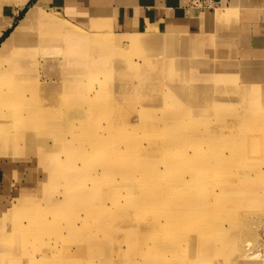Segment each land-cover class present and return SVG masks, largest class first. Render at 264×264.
<instances>
[{"label":"rangeland","instance_id":"rangeland-1","mask_svg":"<svg viewBox=\"0 0 264 264\" xmlns=\"http://www.w3.org/2000/svg\"><path fill=\"white\" fill-rule=\"evenodd\" d=\"M37 13L0 49L18 43L42 120L32 135L12 133L8 150L0 138L17 189L0 219V252L12 246L5 261L264 264V58H186L163 44L110 42L45 13L78 32L58 29ZM166 190L164 205L181 208L169 220L152 211L162 203L153 192ZM148 200L136 218L123 210ZM38 214L46 231L30 226Z\"/></svg>","mask_w":264,"mask_h":264},{"label":"crops","instance_id":"crops-1","mask_svg":"<svg viewBox=\"0 0 264 264\" xmlns=\"http://www.w3.org/2000/svg\"><path fill=\"white\" fill-rule=\"evenodd\" d=\"M217 2L201 11L189 8V0H0V49L32 11L41 13L37 21L72 27L44 15L50 11L110 42L163 44L186 58H264V0ZM15 171L0 159V219L17 193Z\"/></svg>","mask_w":264,"mask_h":264},{"label":"bare ground","instance_id":"bare-ground-1","mask_svg":"<svg viewBox=\"0 0 264 264\" xmlns=\"http://www.w3.org/2000/svg\"><path fill=\"white\" fill-rule=\"evenodd\" d=\"M36 11H32L25 19V21L22 23L24 28L27 27H31L36 20H32L34 19L33 17H35L34 13ZM39 14L38 16L40 17L41 13H37ZM37 16V18H38ZM50 17V16H49ZM36 18V17H35ZM21 24V25H22ZM34 27V26H33ZM70 34H73L74 31H69ZM76 40L82 42V40H86V39H82L80 36L78 38L73 37ZM22 40V39H21ZM20 40V41H21ZM12 42L9 43L8 46V50L7 51H1L0 50V60L1 58H7L8 62L6 66L0 65V120L4 121L3 124L0 125V138H2V144L4 145V149L8 150L9 147L8 145V137L10 135H12V133H16L17 131V136L19 135V133H24L25 134H30V133H34L37 132L38 129L42 126V120L40 119V108L39 106L35 103L34 98L31 94V89L30 87L27 85L26 82V78H25V69L23 68L22 65V60H19L18 54L13 53L14 49L16 48V46H13L15 48H10ZM7 44V43H6ZM91 46V45H90ZM98 46H104L102 44H98ZM106 46V45H105ZM136 68V67H134ZM29 81V80H28ZM108 88V87H107ZM110 89V88H109ZM107 89V90H109ZM251 97V96H250ZM254 100V99H253ZM42 104V102H41ZM42 110V109H41ZM264 111V110H263ZM5 119V120H4ZM76 120V119H75ZM74 120V121H75ZM6 121V122H5ZM70 121V120H69ZM187 124V123H186ZM197 124V123H196ZM207 124V123H206ZM212 126V125H211ZM195 127V126H194ZM196 128V127H195ZM212 128V127H211ZM74 130V129H73ZM211 130V129H210ZM179 131V130H177ZM30 132V133H29ZM72 132V131H71ZM170 132V131H169ZM126 133V132H125ZM173 133V132H172ZM30 134V135H32ZM168 134V132H167ZM174 134V133H173ZM3 135V136H2ZM122 135V134H121ZM169 135V134H168ZM125 136V135H124ZM180 136V135H179ZM151 137V136H150ZM161 137V136H160ZM170 137V136H169ZM233 139V138H232ZM72 140V139H71ZM133 140V139H132ZM62 141V140H61ZM54 142V141H53ZM56 142V141H55ZM77 142V141H76ZM229 142V141H228ZM61 143V142H60ZM126 143V142H125ZM43 146V145H42ZM134 147V145H133ZM44 148V147H43ZM76 149V148H75ZM128 149V148H127ZM61 150V148L59 149ZM120 150V149H119ZM124 150V149H123ZM40 151V150H39ZM116 152V151H115ZM120 152V151H119ZM238 152V151H237ZM117 154V153H116ZM87 156V155H86ZM123 156V155H122ZM99 157V156H98ZM236 157V156H235ZM110 158V157H109ZM79 159V158H78ZM120 160V159H119ZM129 160V159H128ZM70 161V160H69ZM98 161V160H97ZM127 161V160H126ZM65 162V161H64ZM67 162V161H66ZM71 162V161H70ZM91 162V161H90ZM85 163V161H84ZM110 163V162H109ZM169 164L172 163L171 162H167ZM71 164V163H70ZM73 164V163H72ZM120 165V164H119ZM69 166V165H68ZM87 166V165H86ZM111 166V165H110ZM127 166V165H126ZM122 167V166H121ZM150 167V166H149ZM105 168V167H104ZM102 169V168H101ZM90 170V169H89ZM127 170V169H126ZM200 168L195 169L194 171L199 172ZM55 172V171H54ZM115 172V171H114ZM134 172V171H133ZM132 172V173H133ZM190 172V171H189ZM195 172V173H196ZM57 173V172H56ZM116 173V172H115ZM255 173V172H254ZM58 174V173H57ZM61 174V173H60ZM206 174V173H205ZM258 174V173H257ZM170 175V174H169ZM183 175V174H182ZM96 176V175H95ZM125 173H120L119 177H121L122 179H124ZM110 177V176H109ZM132 177V176H131ZM181 177V176H180ZM126 178V176H125ZM258 178V177H257ZM76 179V177H75ZM103 179V178H102ZM195 179V178H194ZM254 179V178H253ZM111 180V179H110ZM113 180V179H112ZM250 180V179H249ZM256 180V179H255ZM260 180V179H259ZM97 181V180H96ZM106 181V180H105ZM93 182V181H92ZM125 182V181H124ZM131 182V181H130ZM144 182V181H143ZM262 182V181H261ZM260 182V183H261ZM147 183V182H146ZM151 183V182H148ZM158 183V181H157ZM169 183V182H168ZM90 184V183H89ZM186 184V181H181L180 183L177 184V186H183ZM235 184V183H234ZM252 184V183H251ZM259 184V183H258ZM88 185V184H87ZM240 185V184H239ZM250 185V184H249ZM257 185V184H256ZM71 186V185H70ZM70 186L68 185L66 187V191L64 192V194L69 193L68 190H70ZM151 189V188H150ZM171 190V189H170ZM168 190H166L165 193H156L153 192L152 194V198L151 199H155L158 198L160 200V204L155 205L152 208V211L154 212L155 209L157 208H161L164 212V215H166V220L171 219V213L175 212V211H180L181 208L180 207H173V208H169L167 206L164 205L165 202L169 201V196L167 195ZM133 192V191H132ZM263 192V191H262ZM169 194V193H168ZM171 194V193H170ZM264 194V193H263ZM132 195V194H131ZM223 195V194H222ZM75 198V196H73ZM65 200L69 199V200H74L72 198H67L65 195ZM117 197H113L111 198L110 203L113 204L115 203ZM136 201V200H135ZM150 201H145L144 203H142L141 205H135L134 201L129 204L127 209L123 210H127L128 213H132L135 215H131L134 216V218H136V216H138V214H140V212L143 209H146L148 207H150ZM187 201V200H186ZM263 202V201H262ZM71 204V203H69ZM135 206H134V205ZM133 205V206H132ZM71 206V205H69ZM108 206V205H107ZM179 206V205H178ZM196 207V206H195ZM140 208L142 210H140ZM243 210V209H242ZM50 211V210H49ZM162 211V212H163ZM51 213L54 214L56 213V210L54 208H52ZM197 213V212H196ZM41 214H38L37 217L35 219H32L31 221H36L37 223H32L30 222V226H32L33 228H39L40 225H44V227H41L42 229H44V231L47 230V227H49V224L46 223L45 221L41 220L39 221ZM35 217V216H34ZM188 217V216H187ZM199 217V216H198ZM165 218V217H164ZM186 219V218H185ZM192 219V218H191ZM188 220V219H187ZM38 222H41L40 225ZM47 226V227H46ZM129 226H131V224H129ZM46 229V230H45ZM189 230V229H188ZM157 231L156 226L154 225V227L151 229L150 231V237H153V234L155 235V232ZM167 233V232H166ZM177 233V232H176ZM85 234V233H84ZM162 236V235H161ZM190 236V235H189ZM65 237V236H64ZM125 237V236H124ZM158 237V236H157ZM11 238V234L7 237H5L4 239L6 240H10ZM129 238V237H128ZM165 238V237H164ZM12 240V239H11ZM157 240V239H156ZM19 241V240H18ZM17 241V242H18ZM132 241V240H131ZM143 241V240H142ZM159 241V240H158ZM204 241V240H203ZM8 242V241H7ZM6 242V243H7ZM20 242V241H19ZM18 242V243H19ZM151 242V241H150ZM16 243V242H15ZM128 246H131V242L128 240ZM125 244V243H124ZM130 244V245H129ZM183 244V243H182ZM21 245V244H20ZM4 250L0 252V264H6L7 262L5 261V254L8 253L7 250H9L12 246H10V248L4 244ZM15 246V245H14ZM57 246V245H56ZM74 246V245H73ZM7 247V248H6ZM43 247V246H42ZM152 247V246H151ZM155 247V246H154ZM16 248V247H15ZM171 248V247H170ZM182 248V247H181ZM14 249V247H13ZM136 249V248H135ZM149 249V248H147ZM163 249V248H161ZM176 249V248H175ZM195 249V248H194ZM71 251V250H70ZM138 251V250H137ZM156 251V250H155ZM15 252V250H14ZM133 252V251H132ZM148 252V251H147ZM195 252V251H194ZM198 252V251H197ZM18 253V252H17ZM160 253V252H159ZM162 253V252H161ZM185 253V252H184ZM39 254V253H38ZM47 252H45L43 255H46ZM52 254V253H51ZM69 254V253H68ZM154 254V253H153ZM163 254V253H162ZM183 254V253H182ZM18 255V254H17ZM16 255V256H17ZM32 256H34V254H31ZM42 255V254H41ZM156 255V254H154ZM15 256V255H13ZM165 256V255H164ZM134 257V256H133ZM170 257V256H169ZM179 257V256H178ZM183 257V256H181ZM187 257V256H186ZM51 258V257H50ZM65 258V257H64ZM33 259V258H32ZM43 259V258H42ZM127 259H132V255H127L126 256V261ZM124 260V259H123ZM11 261V260H10ZM8 264V263H7ZM11 264V263H10ZM12 264H32L31 260H27L25 259H19L18 261L16 259H14V261L12 262ZM33 264H51L50 262H41V261H33Z\"/></svg>","mask_w":264,"mask_h":264},{"label":"built area","instance_id":"built-area-1","mask_svg":"<svg viewBox=\"0 0 264 264\" xmlns=\"http://www.w3.org/2000/svg\"><path fill=\"white\" fill-rule=\"evenodd\" d=\"M218 7L217 0H189V8H196L199 10L215 9ZM264 253V245L262 247Z\"/></svg>","mask_w":264,"mask_h":264}]
</instances>
